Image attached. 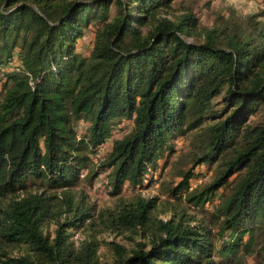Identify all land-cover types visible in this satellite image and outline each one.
Returning a JSON list of instances; mask_svg holds the SVG:
<instances>
[{"label":"trees","instance_id":"trees-1","mask_svg":"<svg viewBox=\"0 0 264 264\" xmlns=\"http://www.w3.org/2000/svg\"><path fill=\"white\" fill-rule=\"evenodd\" d=\"M183 1L0 0V264H245L255 253L264 236V11L201 28L193 6L165 16ZM86 33L90 47L80 48ZM180 138H190L189 165L161 185L171 217L159 218L158 198L122 199L126 185L157 184ZM202 165L212 177L191 189ZM102 173L118 200L97 212L76 189ZM220 190L211 223L188 216L183 205L203 213ZM70 229L143 242L90 234L75 246Z\"/></svg>","mask_w":264,"mask_h":264},{"label":"rangeland","instance_id":"rangeland-1","mask_svg":"<svg viewBox=\"0 0 264 264\" xmlns=\"http://www.w3.org/2000/svg\"><path fill=\"white\" fill-rule=\"evenodd\" d=\"M186 6H193L194 10L199 18V25L201 28H211L215 22V19L220 16L226 17H234V18H242L247 15L260 13L264 11V0H184L181 4L179 2L174 3L171 9L166 10L165 16H169L170 18L173 16H177L180 14L182 8ZM90 34H84L81 40L80 48H89L90 47ZM188 42L197 41L194 38L187 39ZM120 133L112 136L111 139L102 147L100 155L107 153L110 150L112 140L116 138H120ZM189 139H178L176 143H174L175 154L171 156L169 164L167 167H163L160 172H157V184H152L150 187H146L145 189H135L132 190L128 185H126L123 189L121 198L129 199L132 195H141L146 199L150 198H158V208H159V218L162 220H168L172 211L169 212V204L174 202V200L167 195L168 192L165 191L161 187L162 184H168L170 182L177 183L179 178L176 177L177 169L183 168L189 165ZM212 168L207 165L199 166L196 169V172L203 175L202 178L191 182V189L195 187H200L206 184L212 177ZM85 173V172H83ZM159 175V177H158ZM106 173L100 174L97 177L91 186L87 185L85 182H81L76 189V193L83 192L88 197V202L95 206L96 211L104 210L107 208H112L118 200V197H111L106 190ZM222 190H220L216 196V198L207 203L204 206V212L202 213L199 209L194 208L192 205H183L186 213L189 217H193L195 220H202L205 218L206 221L211 223L209 215L214 212V208L219 202L220 194ZM57 226L54 222L50 223L46 229V232L49 233L51 238H54V232ZM71 241L75 246L79 245L80 242L86 240L90 234H94L96 239L100 242H114L124 247H133L135 246V242H143L139 237L131 234L125 235H115L112 233H99V232H89L82 230H68ZM216 233V229H213V234ZM246 240V237L244 238ZM229 241V236L225 235L223 237L217 236L214 239L215 247L219 248L221 244ZM257 246L255 248V253L247 256L244 259L245 264H264V251H262V246H264V236H259L256 240ZM261 250V251H259ZM100 257L102 260H109L110 253L104 246H102L99 250ZM213 260L216 262L219 258L215 255Z\"/></svg>","mask_w":264,"mask_h":264}]
</instances>
